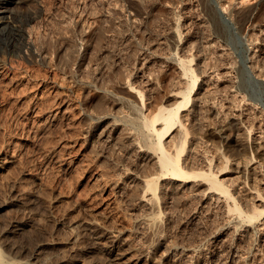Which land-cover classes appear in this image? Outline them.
<instances>
[{"label": "rangeland", "instance_id": "obj_1", "mask_svg": "<svg viewBox=\"0 0 264 264\" xmlns=\"http://www.w3.org/2000/svg\"><path fill=\"white\" fill-rule=\"evenodd\" d=\"M211 1L218 25L203 15L201 2L176 8L178 0H25L8 11L7 0H0L5 19L35 31L49 52L44 61L21 49L12 53L3 33L13 25L3 24L0 247L8 260L110 264L108 247L119 235L115 243L124 264H215L219 259L264 264V213L253 225L245 220L254 205L264 209V14L255 13L242 29L218 0ZM225 1L236 5L240 0ZM179 13L180 44L173 31ZM83 35L75 51L73 43ZM177 44L180 55L195 51L197 68L210 65L209 75H200L193 91L211 99L203 121H195L197 139L193 136L200 143L189 163L202 169L212 165L244 215L193 178L161 179L162 198L150 204L142 180L157 171V159H144L127 135L118 147L97 138L104 113L123 124L128 108L118 102L137 99L131 85L145 90L148 103L186 85L176 60L169 61ZM79 55L86 70L52 87V62L69 58L70 67L78 69ZM209 76V85H201ZM239 111L244 121L237 131L232 113ZM224 124L229 125L226 138L217 132ZM129 132L143 137L137 130ZM191 160L198 162L192 165ZM156 213L160 216L153 223Z\"/></svg>", "mask_w": 264, "mask_h": 264}, {"label": "bare ground", "instance_id": "obj_2", "mask_svg": "<svg viewBox=\"0 0 264 264\" xmlns=\"http://www.w3.org/2000/svg\"><path fill=\"white\" fill-rule=\"evenodd\" d=\"M218 1H219L220 7L222 8V10L224 12H226L227 14L229 13L231 16V19L235 20V22L237 24H239V26L241 28L246 26V25H249L253 21V19H254L253 17L255 16L254 15L255 13L264 14V0H260L259 2H256L252 5H249L248 1H246V0H240L239 3L236 5H232L230 3L227 4L228 2H226L225 0H218ZM23 2H25V0H7V10L8 11L11 10L12 5L18 7ZM199 2H201L200 4L203 5V6L201 5L203 7V9L202 8L201 9L204 11L203 15H207L211 22L215 23V25H218V24H216L217 23L216 11H218V10H217V7L212 3L211 0H178V3L175 7L176 8L177 7H182V8L184 7L185 8L187 5L192 7L195 3L197 4ZM169 3H170V5L174 4L171 1ZM182 14L183 13H181V14L179 13V14L175 15L176 16L175 21H174L175 29L173 28L174 29L173 31L176 32V34L174 36V38L176 40L175 42H179V44L181 41H183L182 40L183 37L181 38V36H183V31L181 30L182 24H181V20H180ZM201 16H202V13H201ZM5 18H6V16L3 15L2 13H0V34L3 33V31H2L4 29L3 24H4V26H5V24H10L11 26L13 25L11 30H9L11 28V26H9L10 27L8 29L9 31L7 33H3V35L8 36V38L5 37V40L8 39L7 45L9 46V48H11L12 53H15L18 49L19 50L21 49V51L24 50L30 57L37 55L39 57V60H42V61H44L45 58L49 57L47 42L45 40H41L42 38H40L39 36H36L34 33L35 31L29 29L28 26H26V25L24 26L23 24H18V22L13 20L12 17H9L8 19H5ZM26 33H28L27 36H26ZM84 37H85L84 35L81 36V39L79 40V42L73 43L75 51H78V48H80V45H81L80 43H82V40L84 39ZM0 39H2V38H0ZM39 41H41V44L39 43ZM251 41H253V40H251ZM179 44L176 45L174 54L171 53V56L169 57V59H170L169 61L176 60L175 62H176L177 67L179 68V72H180L179 76L185 80L184 83L186 85L184 84L185 86L183 88H181L182 87L181 86L180 89L175 90V92L170 94L166 99H164L165 97L164 98L162 97L163 99H157L158 98L157 97L154 100V102L149 101L150 103H148L147 102L148 97L145 93V90H143L141 88H137V87L130 84L131 87H129V90L136 94L137 102H136V100H128L126 98H120V101L118 102L119 104H121L120 106H122V108L123 107L128 108L127 114H125L124 115L125 117L123 119H121L123 121V124L118 123L115 120V118L111 119V116H109L107 114L105 115V113H104V116H100L101 120H100V126L98 128L97 138H98V140H100L101 144L109 145L110 143H113L114 147H115V145L119 144V142H122V140H124L126 137H128L129 141H130V142L128 141V143L132 147H134L135 150H137L139 153H141L140 155L142 157H144V159H146L148 161H151L154 157H155L154 158L155 160L157 159L156 164H155V165H157V167H156L157 171H154V173H150L149 175H146L145 178L142 180L144 183V185H143L144 194H149L148 195L149 197L144 195V194H143V197L146 196L147 197L146 200L150 204L155 202V203H153V205L156 206L157 201L160 202L159 199L162 198V197L160 198V192H162L161 186L164 183L163 184L161 183L162 182L161 179L166 180L167 178H171L174 180H181V181L185 180V181H187V179L193 178V179H199L202 182L201 184H207L208 188L210 190H213L216 194L219 195L218 200H221V197L223 199H225L223 201L226 202V204H228L229 207H227V208H229L230 210L235 209V211L238 210L240 215H244L242 210L239 208V204L236 200V196L234 195V193L231 192L230 188L225 185L223 179H221L218 176L219 173H216L213 170L212 165L207 166L206 169H202V167L196 168L195 166H191L190 165L191 162L189 163V159L191 157L190 155L197 152V151H194V153H192L193 152L192 150L196 148L195 146H199L198 144L200 143L198 141L199 138H198V140H196L197 137H196L195 133H197V131L195 132V129H194L195 121L197 119L198 120L200 119V123H201V121H203L202 117L205 116L204 108H205V105L207 104V102H209V98H210V97L208 98L207 95H206L207 97L201 96L202 94H204V95L206 94L203 92H202V94L196 93V95H194L193 91L196 92L195 89L197 87V82L200 78V75H203V76L209 75L207 72L209 71L208 69H209L210 65H208V67H207V63L204 62L206 65L202 64L203 66L201 65L202 66V67L200 66L201 68H197L199 63L197 66L194 65V60L197 56V54L194 53L195 51L193 52L191 49V50H185L186 52H184V50H183L184 54L180 55L178 53V49L181 48L179 46ZM182 44L183 43H181V45ZM173 46H174V42H173ZM187 47H189V46H187ZM78 57H79L78 63H77V65H78L77 67H79L78 69H76V67H75L76 65L74 66L75 68L70 67L71 62L70 63L68 62V60H70L69 58H67V60H63V58H58V59H56V61L52 62V66L54 67V70H55V75H54L55 77L53 78L52 87H54L56 85H61L60 84L61 78H63V80H64L67 78L66 76L68 75L70 78L74 79L77 75L84 72L83 71L84 68H85L84 70H86L87 66L84 64L85 62L83 61V55L82 56L79 55ZM71 69H73V71ZM74 69H76V70H74ZM199 69L200 70L202 69V70L198 71ZM205 78L206 79H201L202 80L201 85H203V84L209 85V83H208L209 79H212V78H210V76L208 77V79H207V77H205ZM199 85H198V87H199ZM237 92H238V90H237ZM207 93H209V92H207ZM104 99H106V98H104ZM114 102H116V101H114ZM98 103H100V101ZM207 105H209V104H207ZM212 105H214V104H212ZM220 105H222V104H220ZM236 108H238V107H236ZM104 109H105V107H104ZM205 112H206V110H205ZM239 112H237V113L233 112L232 113V114H234L232 118L236 120V123H234V125L237 126L236 127L237 131H238V129L241 130L242 125H243V121H244V118H243L244 114L241 113L242 111L240 113ZM218 114H220V111ZM216 117H217V115H216ZM97 121H99V120H97ZM93 124H94V122H93ZM201 125L202 124H200L199 126H201ZM208 126H209V124H208ZM231 126H233V125H231ZM202 127L205 128L204 126H202ZM228 127H229V125L227 126V124L221 125L220 128H217L218 134L220 133V135L224 138L228 137L229 136V132H228L229 128ZM133 129L137 130L140 134L143 135V137H140L139 134L137 135L135 132H133L135 134L131 135V132H129V131H131ZM248 129H246V130H248ZM171 130H172V132H171ZM214 130H216V129H214ZM249 130H251V132H252V127H250ZM251 132L248 131V133H251ZM190 134L192 135L191 139L189 137ZM124 135L125 136L127 135V136L124 137ZM193 135H195L196 139L194 138ZM166 136H168L170 139L168 140L167 139L168 137H166ZM142 138L144 139V143L140 141V140H142ZM246 139H248V138H246ZM196 141L199 142V143H197V145H196ZM117 147H118V145H117ZM119 149H120V147H119ZM185 152H187V153H185ZM184 153L186 154V156L184 155V157H183ZM192 157H194V156L192 155ZM253 158L254 157H252V159ZM192 162H194V160ZM195 162L192 165H194ZM258 196H261V194L259 193ZM153 205H151V206H153ZM262 206L264 207V200L262 201ZM153 209H154V206H153ZM263 213H264V209L259 210L258 207L256 205H254L252 212L250 211L249 213L248 212L246 213L245 220L251 222L253 225V223H254L253 220L257 219L258 216L262 215ZM158 216H160V213H158V214L156 213L155 216L151 218L153 223H156ZM94 224H95L94 221L89 223V225H92L93 227H95ZM118 237H119V235H114L113 240L111 241V243L108 247L107 261L110 264H124V262H123L124 253H118L117 252V245L115 242L117 241ZM7 258L8 257L5 256V253L3 252L2 248L0 247V264H31L28 260L27 261H24V260L21 261V260H15V259L11 260L10 258H9L10 260H8ZM185 264H193V262H192V260L191 261L189 260V261H186ZM201 264H207V263H201ZM215 264H226V263L224 261H222V259H219L218 262Z\"/></svg>", "mask_w": 264, "mask_h": 264}]
</instances>
